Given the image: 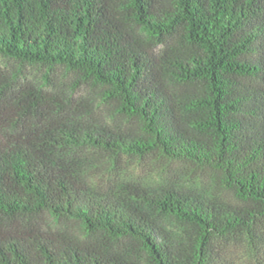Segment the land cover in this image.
<instances>
[{"label":"trees","instance_id":"1","mask_svg":"<svg viewBox=\"0 0 264 264\" xmlns=\"http://www.w3.org/2000/svg\"><path fill=\"white\" fill-rule=\"evenodd\" d=\"M235 246L264 264V0H0V264Z\"/></svg>","mask_w":264,"mask_h":264},{"label":"rangeland","instance_id":"2","mask_svg":"<svg viewBox=\"0 0 264 264\" xmlns=\"http://www.w3.org/2000/svg\"><path fill=\"white\" fill-rule=\"evenodd\" d=\"M3 59V58H1ZM19 65V64H16ZM28 73H32L33 75H41L46 74L47 72L50 73V75L54 79H60V81H64L68 83L70 79L77 76V74L73 71L65 70L63 67H57L53 70L47 69L45 67H33L31 65H26V68ZM127 161V160H126ZM162 167L165 168L161 163L153 164V165H144L140 166L139 164H135V162H125L123 173L126 174V178L131 179H138V178H151L154 179L155 177L158 178V171H162ZM185 166L182 163H172L169 167H167L166 172L170 173L172 176L176 175H183L185 173ZM230 256L233 258V260L237 264H244L245 251L243 247H231L230 248Z\"/></svg>","mask_w":264,"mask_h":264}]
</instances>
